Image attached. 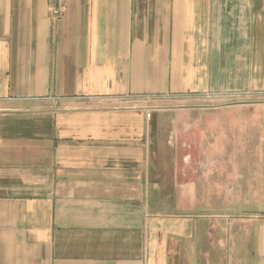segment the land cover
<instances>
[{"label": "crops", "instance_id": "obj_1", "mask_svg": "<svg viewBox=\"0 0 264 264\" xmlns=\"http://www.w3.org/2000/svg\"><path fill=\"white\" fill-rule=\"evenodd\" d=\"M0 264H264V0H0Z\"/></svg>", "mask_w": 264, "mask_h": 264}, {"label": "rangeland", "instance_id": "obj_2", "mask_svg": "<svg viewBox=\"0 0 264 264\" xmlns=\"http://www.w3.org/2000/svg\"><path fill=\"white\" fill-rule=\"evenodd\" d=\"M149 116V115H148Z\"/></svg>", "mask_w": 264, "mask_h": 264}]
</instances>
